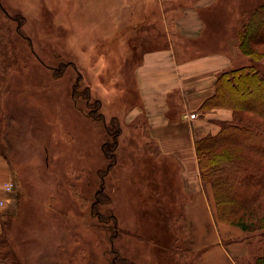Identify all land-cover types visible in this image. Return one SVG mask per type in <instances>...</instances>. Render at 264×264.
<instances>
[{
    "label": "rangeland",
    "instance_id": "obj_1",
    "mask_svg": "<svg viewBox=\"0 0 264 264\" xmlns=\"http://www.w3.org/2000/svg\"><path fill=\"white\" fill-rule=\"evenodd\" d=\"M199 1L206 4L197 7ZM263 1L0 0L15 18L16 49L1 110L10 117L1 119L8 122L9 142L0 138V147L13 171L8 191L17 210L5 219L27 264H113L117 255L135 264H177L181 253L185 261L198 255L187 244L190 222L184 231L182 219H174L186 215L185 205L195 196L182 191L181 168L172 155L162 152L160 165L147 149L153 132L145 113L135 110L143 109L137 69L146 51L171 47L180 61L218 51L230 58L225 70L252 64L238 49L239 35L244 17ZM189 7H197L204 23L193 39L178 24ZM257 66L264 73V59ZM168 100L172 121L185 109L176 91ZM213 119L204 125L220 128ZM241 152L234 146L225 154ZM159 175L168 179L164 189L154 181ZM203 186L215 205L211 185ZM199 202L191 208L193 227L212 232L214 223ZM254 210L264 211V200ZM177 225L178 241L168 236L179 233ZM2 226L0 219V232ZM259 235L245 236L249 245L234 257L237 264H255L264 251Z\"/></svg>",
    "mask_w": 264,
    "mask_h": 264
},
{
    "label": "trees",
    "instance_id": "obj_2",
    "mask_svg": "<svg viewBox=\"0 0 264 264\" xmlns=\"http://www.w3.org/2000/svg\"><path fill=\"white\" fill-rule=\"evenodd\" d=\"M12 19L15 18H12L0 2V138L7 142L8 122L1 124L5 114L1 110L8 70L16 61ZM241 28L238 49L242 54L249 56L253 63L222 71L216 78L213 94L200 106L202 112H208L213 108H229L233 112V117L230 120H214L221 123L220 130L215 134L209 133L197 138L195 149L203 185L209 183L213 190L215 216L218 221L239 226L246 233L260 231V240L264 242V211L254 210L255 205L260 208L264 200V73L257 66V63L264 59V50L259 47L264 46V1L244 17ZM88 90L84 94L90 98L91 92ZM96 103L101 105L100 100H96ZM5 117L7 119L9 116L5 114ZM113 142L109 146L112 150L111 155H114L117 148V138ZM153 144L156 151L152 149ZM234 146L240 147L242 152L236 156L225 154ZM147 149L158 161L161 151L153 139L147 143ZM218 149L226 152L219 154ZM0 154L7 158L1 147ZM154 181L160 184L156 177ZM160 187L163 189V185ZM102 193L103 189L99 194ZM159 203L161 202L153 206L158 223L156 204ZM174 214L172 212V217ZM177 215L179 216L174 218L175 221L179 222L182 219L181 224L186 231L188 217L183 213ZM6 216L1 215L0 218L3 225L0 232V264H27L19 255L9 234ZM154 226L158 228L157 223ZM176 230L179 233L173 231L168 236L178 241L181 239V227L177 225ZM176 241L173 240L170 245ZM169 254L174 255V252L170 251ZM176 258L179 260L177 264L196 262V257L185 261L182 253ZM113 264L135 262L117 255ZM255 264H264V251L256 258Z\"/></svg>",
    "mask_w": 264,
    "mask_h": 264
},
{
    "label": "crops",
    "instance_id": "obj_3",
    "mask_svg": "<svg viewBox=\"0 0 264 264\" xmlns=\"http://www.w3.org/2000/svg\"><path fill=\"white\" fill-rule=\"evenodd\" d=\"M198 4L197 7L206 2L199 1ZM196 8H186L178 20L182 33L188 39L197 38L204 28L202 17ZM176 53L178 50L174 47L145 52L143 62L137 69L143 109L135 110L145 113L153 132L149 133L150 139L158 145L160 156L162 152H168L181 168L182 191L189 198L190 194L195 196L185 205V214L191 230V235L186 238L187 241L190 240L187 244L198 251L195 264H237L234 257L244 254L246 244L249 245V239L245 238L248 233L245 235L244 232L228 228L226 224L215 220L213 196L200 184L198 158L195 152V140L199 136L215 134L220 130L217 125L211 129L204 125L208 122L206 118L210 116L219 120L232 118L230 109L217 108L208 114L200 110L202 102L213 94L217 76L229 67L230 58L222 52L212 51L180 61ZM174 91L178 93L179 103H182L185 111L170 121L167 117L168 99L169 94ZM194 113L197 117L202 115L203 118L195 117ZM135 117L140 118L138 114ZM158 163L162 165L160 157ZM163 175H159L158 181L164 189L168 179ZM172 176L170 174L171 180ZM12 179L10 162L0 154V218L1 215H8L17 210L15 202L17 199L8 191ZM201 199L202 203L199 202ZM197 202H199L197 208L205 209L208 218L214 223L212 232L207 231L206 227L202 230L193 227L195 224L190 217L191 208H195Z\"/></svg>",
    "mask_w": 264,
    "mask_h": 264
}]
</instances>
